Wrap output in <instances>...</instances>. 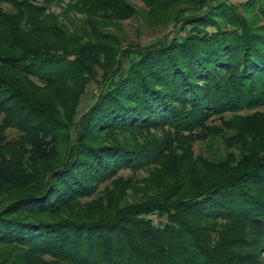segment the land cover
<instances>
[{"label":"trees","instance_id":"obj_1","mask_svg":"<svg viewBox=\"0 0 264 264\" xmlns=\"http://www.w3.org/2000/svg\"><path fill=\"white\" fill-rule=\"evenodd\" d=\"M135 14L0 0V264H264V0H194L150 43L105 30ZM201 130L223 145L193 159Z\"/></svg>","mask_w":264,"mask_h":264},{"label":"rangeland","instance_id":"obj_2","mask_svg":"<svg viewBox=\"0 0 264 264\" xmlns=\"http://www.w3.org/2000/svg\"><path fill=\"white\" fill-rule=\"evenodd\" d=\"M67 1V0H65ZM131 5L134 7L136 14L129 17L128 19H124L121 21H116L115 25H108L105 27V30L112 32L114 35L119 37V40L123 43L129 41V40H134L142 43H150L153 41H156L160 37H162L164 34L171 32V29L173 27V24L170 23L169 19L170 17L180 8L184 7L185 5H188V3H192L194 0H176L173 1H168V0H163L162 2H158L153 4L152 6L148 5L147 3L144 2V0H128ZM245 0H229V2L237 4ZM160 7V8H159ZM163 8V10L161 9ZM50 11L54 13H59L60 7L56 4H51L50 5ZM262 23V22H261ZM94 89L93 84H89L86 88V92L82 95L81 101L79 102L77 106V117L88 107V105L92 102L91 98V93L90 90ZM47 97L49 100L52 101V99H55L52 93L47 94ZM210 127H213L215 125L219 126L221 125V121L216 120L208 123ZM206 130H201L198 132L197 136V131H195L196 134H194L192 138V142L190 141L191 145L189 148V152L192 153V158H211V155L214 153V151L217 149V146L219 149L220 145H223V143L217 142L216 140L211 143L208 141V136H205ZM161 132H156L158 137H162ZM15 134L14 130L9 131V136H13ZM155 135V134H154ZM187 135V134H186ZM184 135V136H186ZM183 152H185V146L184 148H176L174 150V157H179ZM213 152V153H212ZM224 151L220 150L219 154L216 155L215 158H219L221 155H224ZM166 154V153H165ZM171 154V153H169ZM215 155V154H214ZM212 156V158L214 157ZM171 158H168L167 160L161 159V161L154 166H150L148 169L149 170H137L134 174L132 171H125L121 172L120 175L127 176V175H132L134 177H137L139 179H148L151 176V168L158 169L161 174L163 172H171L173 169L172 164H171ZM194 164V161H193ZM197 168L204 169L202 167V164L197 165L198 163H195ZM182 167H186L185 164L182 165ZM184 169V168H183ZM205 170V169H204ZM186 172V170H183ZM159 176V173L158 175ZM159 179H162L160 177ZM140 181L137 183L138 187L142 188L145 186L147 181ZM128 192L130 193L131 191ZM134 192H132L133 194ZM140 194V192H139ZM153 219L156 220L155 217H152ZM264 250V249H263ZM260 259L264 260V251L259 252ZM262 260V261H263Z\"/></svg>","mask_w":264,"mask_h":264}]
</instances>
